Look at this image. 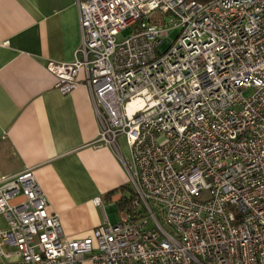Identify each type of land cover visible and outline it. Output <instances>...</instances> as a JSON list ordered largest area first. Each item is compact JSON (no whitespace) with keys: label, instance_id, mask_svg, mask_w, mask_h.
Segmentation results:
<instances>
[{"label":"built area","instance_id":"obj_1","mask_svg":"<svg viewBox=\"0 0 264 264\" xmlns=\"http://www.w3.org/2000/svg\"><path fill=\"white\" fill-rule=\"evenodd\" d=\"M75 3L74 60L46 69L62 93L84 69L133 197L67 238L31 169L0 177V257H17L0 264H264V0Z\"/></svg>","mask_w":264,"mask_h":264},{"label":"crops","instance_id":"obj_2","mask_svg":"<svg viewBox=\"0 0 264 264\" xmlns=\"http://www.w3.org/2000/svg\"><path fill=\"white\" fill-rule=\"evenodd\" d=\"M79 43L75 0H0V177L31 169L67 238L91 235L103 221L116 223L129 195L120 157L97 142L84 69L66 93L46 69L48 62H72ZM117 143L128 158L122 136ZM0 228H6L1 215ZM16 260L0 257V263Z\"/></svg>","mask_w":264,"mask_h":264},{"label":"rangeland","instance_id":"obj_3","mask_svg":"<svg viewBox=\"0 0 264 264\" xmlns=\"http://www.w3.org/2000/svg\"><path fill=\"white\" fill-rule=\"evenodd\" d=\"M134 28V26H128V27H126V28H124L117 36H116V38H117V40L118 41H121V40H123L124 38H126L131 32H132V29ZM178 32H179V28H175L174 30H172L171 31V33H170V37H171V39H173L174 38V36H176L177 34H178ZM247 93H249V91H247L246 92V94ZM125 145H126V143H125ZM126 147H127V145H126ZM114 212H117L118 213V210L115 208V210H114ZM158 218H159V220H160V222L162 223V224H164V222H163V218H164V216L163 215H159L158 216Z\"/></svg>","mask_w":264,"mask_h":264},{"label":"trees","instance_id":"obj_4","mask_svg":"<svg viewBox=\"0 0 264 264\" xmlns=\"http://www.w3.org/2000/svg\"><path fill=\"white\" fill-rule=\"evenodd\" d=\"M198 1H207V0H198ZM128 191H129V195L124 197L119 204L121 211H127L128 210L131 199L133 197L132 190H131L130 186L128 187Z\"/></svg>","mask_w":264,"mask_h":264},{"label":"bare ground","instance_id":"obj_5","mask_svg":"<svg viewBox=\"0 0 264 264\" xmlns=\"http://www.w3.org/2000/svg\"><path fill=\"white\" fill-rule=\"evenodd\" d=\"M137 101L138 99L137 100L135 98L131 99L129 102L126 103L127 108L129 109L131 106H134L137 103Z\"/></svg>","mask_w":264,"mask_h":264}]
</instances>
